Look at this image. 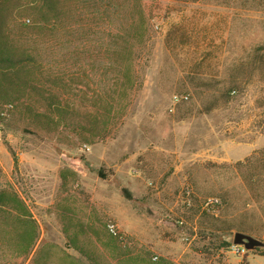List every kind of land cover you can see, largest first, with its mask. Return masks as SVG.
<instances>
[{"label": "rangeland", "instance_id": "374dc122", "mask_svg": "<svg viewBox=\"0 0 264 264\" xmlns=\"http://www.w3.org/2000/svg\"><path fill=\"white\" fill-rule=\"evenodd\" d=\"M43 3L0 0V264H264V0Z\"/></svg>", "mask_w": 264, "mask_h": 264}, {"label": "trees", "instance_id": "16d2710c", "mask_svg": "<svg viewBox=\"0 0 264 264\" xmlns=\"http://www.w3.org/2000/svg\"><path fill=\"white\" fill-rule=\"evenodd\" d=\"M43 5H42V11L45 9L46 11H48L49 12V14H51V13H56V12H58V14L60 15V13H61V10L64 8V5H65V2H64V5H62L61 3H62V0H43ZM44 14H46V12H44ZM137 40V39H136ZM117 55H119V56H121L120 58H118V63H120V62H122L123 63V60H124V58H125V56L127 55V59L128 60H125V61H128V62H130V65H135L134 64V61H135V56H133V60H132V58H131V50H121V51H119V52H117ZM133 55H134V53H133ZM24 57V56H23ZM9 63H10V59H8L7 60ZM26 61H28V60H24V59H20V60H18V61H15L14 60V66L15 65H19V64H22V63H24V62H26ZM19 63V64H18ZM132 63V64H131ZM130 75V74H129ZM128 75V79H129V81H131V76H129ZM104 176V175H103ZM7 196H6V194H0V206H4V205H2V201H4L5 200V198H6ZM13 198H10L11 200H12V202L14 203V204H16V205H23V202H22V200L20 199V198H18L16 195H13L12 196ZM9 200V199H8ZM16 207H13V208H11V211H16ZM26 215H28V214H25V215H23V217H27ZM31 223H33V222H31ZM34 224V223H33ZM34 229H35V231H36V229H37V226H36V224H34ZM37 239V237H36V234L34 235V241ZM33 241V242H34ZM260 256H264V253L263 254H259Z\"/></svg>", "mask_w": 264, "mask_h": 264}, {"label": "built area", "instance_id": "2783aa9c", "mask_svg": "<svg viewBox=\"0 0 264 264\" xmlns=\"http://www.w3.org/2000/svg\"><path fill=\"white\" fill-rule=\"evenodd\" d=\"M27 22H30V20H27ZM186 99H188L187 96H181L180 97V96L175 95L173 97V100L175 103H178L181 100H186ZM11 107H12V105L8 106V108H11ZM185 192H186L187 196H189L191 194L190 188L187 187ZM202 208H203L204 212H206L207 214L212 215V216H218L222 210V202L218 198H207L204 201ZM107 227L113 236L121 238L120 232H119L116 224L109 223L107 225ZM233 248H234L233 251L236 252L238 254V256H240V257L245 255L248 252V250L242 245H235L234 244Z\"/></svg>", "mask_w": 264, "mask_h": 264}, {"label": "water", "instance_id": "95a60500", "mask_svg": "<svg viewBox=\"0 0 264 264\" xmlns=\"http://www.w3.org/2000/svg\"><path fill=\"white\" fill-rule=\"evenodd\" d=\"M233 244L235 245H242L244 246L247 250H255L257 248L264 247V243L259 241L258 239L244 234V233H236L234 236Z\"/></svg>", "mask_w": 264, "mask_h": 264}, {"label": "crops", "instance_id": "0c3cea01", "mask_svg": "<svg viewBox=\"0 0 264 264\" xmlns=\"http://www.w3.org/2000/svg\"><path fill=\"white\" fill-rule=\"evenodd\" d=\"M258 256H260V255H258ZM260 257H264V256H260ZM248 264V263H247Z\"/></svg>", "mask_w": 264, "mask_h": 264}]
</instances>
